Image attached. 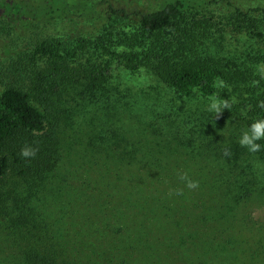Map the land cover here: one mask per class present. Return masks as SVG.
Returning a JSON list of instances; mask_svg holds the SVG:
<instances>
[{"label": "rangeland", "instance_id": "rangeland-1", "mask_svg": "<svg viewBox=\"0 0 264 264\" xmlns=\"http://www.w3.org/2000/svg\"><path fill=\"white\" fill-rule=\"evenodd\" d=\"M6 19L29 43L24 51L45 38L69 50L90 45L92 25L77 17ZM252 21L264 34V19L212 6L162 34L176 42L192 32L204 53L240 65L258 57L264 66ZM87 57L78 53L71 64ZM8 64L0 54L4 80ZM100 79H76L54 97L46 177L0 180V264H31L28 249L43 256L38 264H264V139L259 152L241 147L249 128L224 108L209 110L211 98L221 100L216 94L116 63ZM183 173L199 187L186 188Z\"/></svg>", "mask_w": 264, "mask_h": 264}, {"label": "trees", "instance_id": "trees-1", "mask_svg": "<svg viewBox=\"0 0 264 264\" xmlns=\"http://www.w3.org/2000/svg\"><path fill=\"white\" fill-rule=\"evenodd\" d=\"M212 6L264 19V0H0V54L9 58L5 74L11 78H0V180L15 175L27 183L46 177L50 172L46 154L53 148L54 137L46 133L47 112L54 107V97L76 79L102 83L100 78H106L113 63L167 86L227 99L231 107L225 111L239 117L247 128L264 119V108L258 106L264 101V66L258 57L250 65H240L202 52L192 32L189 40L176 42L162 34L186 13ZM10 16L77 17L92 25L90 45L69 50L45 38L24 51L29 43L15 33L14 24L6 19ZM251 23L248 32L264 42L263 32ZM78 53L88 57L77 66L71 62ZM93 57L100 62L94 63ZM26 146L38 149L35 157L20 155ZM25 257L38 264L43 256L28 249Z\"/></svg>", "mask_w": 264, "mask_h": 264}, {"label": "clouds", "instance_id": "clouds-1", "mask_svg": "<svg viewBox=\"0 0 264 264\" xmlns=\"http://www.w3.org/2000/svg\"><path fill=\"white\" fill-rule=\"evenodd\" d=\"M221 86L223 82L220 81ZM212 103L209 110H214L216 113H221L222 108L229 109L231 107L227 99L217 100L211 98ZM259 107L264 108V101H260L258 104ZM264 139V119L257 120L253 122L250 128L247 131H244L238 143L241 147L247 148L250 153H256L261 151V145L257 141ZM38 149H32L31 147H23L21 149L20 155L24 158L35 157ZM225 155H230L229 151L225 150ZM179 179L184 182L186 188L194 190L199 187V182L192 180L187 173L179 174ZM176 195H183L182 190H177Z\"/></svg>", "mask_w": 264, "mask_h": 264}]
</instances>
